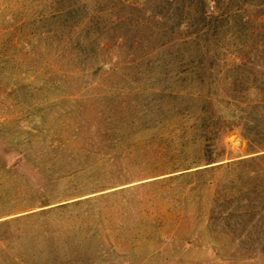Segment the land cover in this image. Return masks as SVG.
Wrapping results in <instances>:
<instances>
[{
  "label": "rangeland",
  "instance_id": "obj_1",
  "mask_svg": "<svg viewBox=\"0 0 264 264\" xmlns=\"http://www.w3.org/2000/svg\"><path fill=\"white\" fill-rule=\"evenodd\" d=\"M57 1L0 0V264H264V0L189 44L161 0H72L81 56Z\"/></svg>",
  "mask_w": 264,
  "mask_h": 264
},
{
  "label": "trees",
  "instance_id": "obj_2",
  "mask_svg": "<svg viewBox=\"0 0 264 264\" xmlns=\"http://www.w3.org/2000/svg\"><path fill=\"white\" fill-rule=\"evenodd\" d=\"M65 1L66 0L57 1L59 2L58 7L56 8L57 10L53 12L50 17H56L59 19V21L62 22H66L67 20H69L72 23L70 25L71 27L69 29V33H76V35H79L78 37H75L76 41L74 42L73 46L75 50H78L77 56H81L82 54H84L83 51L85 50L84 45L82 44L84 42V37H82L81 35L89 32L94 23L89 19L85 21V19L82 17L81 14H84V6H79L72 0H67L68 2ZM210 2L212 3L211 10L208 8L206 0H161L160 4H157L155 7H149L146 10L145 15L147 16L148 21L151 20L152 22L156 23V27L160 32L168 33L173 32L174 30L184 31L194 29V31L191 33L192 35H187L183 40L184 43L188 44L196 43L195 39H197V36L208 38L210 35L215 36L219 33L220 30H223L225 28L229 29L232 26L238 27L237 30L234 31V34H238V30L242 29L246 21V16L241 11V7L247 4L249 0H211ZM185 3L188 4L185 5ZM230 5H233V7L235 8L233 12H228V7ZM191 6L194 8V15L190 18V15H184L183 11L188 9L190 10V8H192ZM225 7L227 9H225L224 11L223 8ZM118 24L119 23L114 24L115 30L117 26L120 27V25ZM128 32H131V27H126V35L128 34ZM48 33H52V31H44L42 35H46ZM119 41H123V37L120 35L116 37L114 36L113 39H108V43L105 45L102 44L101 47L104 51H110L111 47H113ZM169 42L170 41L162 43L158 49H165L168 46ZM174 42L175 40H173V43ZM24 47L30 48L31 45L28 42H24ZM128 58H133V60L130 61L129 64H132L135 60L133 55H129ZM115 61H117L116 56H112L109 61L99 60L97 62V68L107 71ZM215 62L216 56L213 55V53L188 55V57L184 61V63H186L187 65L194 64L197 67L201 68L199 78H202L207 71L202 67H205L204 65L207 64V69L210 72H213V65ZM240 62L241 63H239L238 69H243L245 66L244 63L246 61H244V59H241ZM234 113H236V111H234ZM247 146L249 148L250 145ZM262 156H264V154ZM257 157L258 156L249 157L246 159L238 160L236 162L238 164L252 163L260 159ZM196 172L199 173L198 171Z\"/></svg>",
  "mask_w": 264,
  "mask_h": 264
},
{
  "label": "water",
  "instance_id": "obj_3",
  "mask_svg": "<svg viewBox=\"0 0 264 264\" xmlns=\"http://www.w3.org/2000/svg\"><path fill=\"white\" fill-rule=\"evenodd\" d=\"M231 139H233V142H232L233 146H236V147H241L242 146L240 141L238 139H235L234 136H231Z\"/></svg>",
  "mask_w": 264,
  "mask_h": 264
}]
</instances>
